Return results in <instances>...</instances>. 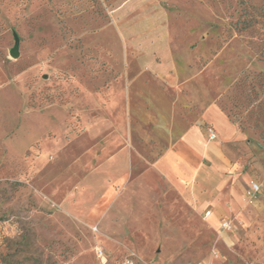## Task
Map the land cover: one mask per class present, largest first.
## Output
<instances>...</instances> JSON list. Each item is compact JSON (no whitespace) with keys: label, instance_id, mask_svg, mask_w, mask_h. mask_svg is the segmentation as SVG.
Instances as JSON below:
<instances>
[{"label":"rangeland","instance_id":"obj_1","mask_svg":"<svg viewBox=\"0 0 264 264\" xmlns=\"http://www.w3.org/2000/svg\"><path fill=\"white\" fill-rule=\"evenodd\" d=\"M161 6L197 34L180 73L156 53L142 67L112 55L119 30L109 0H0V264H259L254 225L239 213L226 215L227 231L205 216L203 198L163 182L149 186L159 196L140 190L141 162L169 145L159 141L155 105L132 104L148 121L135 120L128 180L109 196L110 174L96 175L125 143L119 116L141 78L172 103L189 92L216 102L245 133L239 161L264 197V0ZM126 191L139 196H116Z\"/></svg>","mask_w":264,"mask_h":264},{"label":"crops","instance_id":"obj_2","mask_svg":"<svg viewBox=\"0 0 264 264\" xmlns=\"http://www.w3.org/2000/svg\"><path fill=\"white\" fill-rule=\"evenodd\" d=\"M109 1L113 4L112 8L115 10L113 16L116 18L119 30V34L113 38L115 44L110 46L112 55L136 57L138 62L136 67H142V58L156 53L164 58L163 65L167 71L174 67L175 73H180L179 68L183 72L184 65L188 62L187 58L191 54L192 42L197 35L187 19L177 20L174 26L173 20L169 17V10L161 6L166 0ZM176 57L179 58L178 63L174 61ZM139 79V83L130 86V89L135 91L134 98H131L130 89L127 92L126 113L119 116V120L124 121V124H121L118 131L125 138V143L107 164L95 167L98 173L93 172V175L95 176L96 173L99 178L104 179L106 174H110V178L107 179L111 184L109 196L115 195L113 183L128 180L134 169L133 136L135 129L138 130L134 123L135 120L139 121L140 117L132 104L134 102L137 104L139 99L142 100L139 101L142 104L155 105L158 122L155 127L160 130L158 135L162 136L159 141L169 142V145L154 161L141 162L146 171L141 178L135 180H139L140 190L147 192L148 196H159L150 190L149 186L163 182L174 187L179 196L203 198L209 201L205 211L207 209L212 211L209 219H217L219 228L222 220H228L226 215L232 212L239 213L240 217L251 221L254 225L252 232L259 241V264H264V197L260 196L262 187L257 199L252 201L253 204L244 206L245 192L251 183L249 181H256L243 171L242 162L239 161L238 154L244 148L240 145V141L245 138V133L216 102H203L189 92L184 98L179 96L178 102L174 104L167 99V93L161 90V92L148 93L146 83ZM181 104L184 106H180ZM199 104H201L200 116L197 114ZM208 125L216 129L217 140L207 139ZM143 126L144 124L140 131H145ZM174 136L177 138L173 140ZM78 167L82 168V165L79 163ZM99 169L108 172L99 173L101 171ZM89 183L87 181L84 186ZM100 183L98 180L93 185ZM260 184L262 186V183ZM80 195L86 196L87 193H79ZM116 196L139 195L126 191ZM256 218L259 219L254 221Z\"/></svg>","mask_w":264,"mask_h":264},{"label":"built area","instance_id":"obj_3","mask_svg":"<svg viewBox=\"0 0 264 264\" xmlns=\"http://www.w3.org/2000/svg\"><path fill=\"white\" fill-rule=\"evenodd\" d=\"M206 135L209 141H214L218 139V133L212 125L206 126ZM261 187L262 186L259 182L251 181L249 187L246 189L245 197L251 202L254 201L259 196L261 192ZM204 213L206 217H209L212 211L210 209H207ZM221 228L230 231L232 229V225L229 220L225 219L221 221ZM97 255L100 258L104 257V251L102 248H97Z\"/></svg>","mask_w":264,"mask_h":264},{"label":"water","instance_id":"obj_4","mask_svg":"<svg viewBox=\"0 0 264 264\" xmlns=\"http://www.w3.org/2000/svg\"><path fill=\"white\" fill-rule=\"evenodd\" d=\"M19 40L16 39L15 45L13 47V49L10 51V55L14 58H18L19 57Z\"/></svg>","mask_w":264,"mask_h":264}]
</instances>
